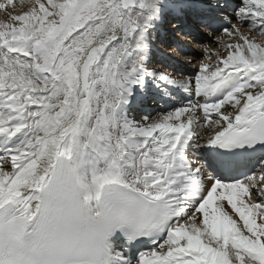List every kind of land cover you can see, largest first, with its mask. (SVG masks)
I'll return each mask as SVG.
<instances>
[{"label": "snow or ice", "instance_id": "obj_1", "mask_svg": "<svg viewBox=\"0 0 264 264\" xmlns=\"http://www.w3.org/2000/svg\"><path fill=\"white\" fill-rule=\"evenodd\" d=\"M0 11V264H264V0Z\"/></svg>", "mask_w": 264, "mask_h": 264}, {"label": "bare ground", "instance_id": "obj_2", "mask_svg": "<svg viewBox=\"0 0 264 264\" xmlns=\"http://www.w3.org/2000/svg\"><path fill=\"white\" fill-rule=\"evenodd\" d=\"M0 19H4V15H3V12L2 11H0ZM180 39H181L182 42L183 41H186V40H189L190 41V38L187 39V38H184L183 36H181ZM165 46H167V44H159L158 45V47L160 48L161 51H163L165 53H170L173 56H175L176 59L182 61V57L179 56V55H177V51L178 50L175 49V47H174V50H172V49H169V47L165 48ZM191 48H193V49H191L192 50L191 52L193 54H195V56L197 57V59H199V57H200V50H199V48L195 44L191 45ZM179 57H180V59H179ZM154 63H156V61H154ZM168 69H170L169 70L170 72H173L174 74H176L177 75V78H180V73L181 72L183 73V75H190L192 73V71H193V69H191V68H186V69L182 68V69H179V65L172 66V67H170Z\"/></svg>", "mask_w": 264, "mask_h": 264}, {"label": "rangeland", "instance_id": "obj_3", "mask_svg": "<svg viewBox=\"0 0 264 264\" xmlns=\"http://www.w3.org/2000/svg\"><path fill=\"white\" fill-rule=\"evenodd\" d=\"M183 42H187V41H183ZM193 45V44H192ZM167 47H169V46H165V48H167ZM169 49H172V50H174V47H169ZM191 49H193V48H191ZM192 51V50H191ZM179 59H180V57H179ZM167 67V68H166ZM165 68L169 71L170 69H168V68H170V67H168V66H165ZM179 69H182L180 66H179ZM184 69H186V68H184Z\"/></svg>", "mask_w": 264, "mask_h": 264}]
</instances>
